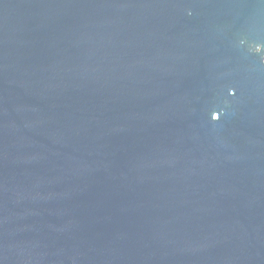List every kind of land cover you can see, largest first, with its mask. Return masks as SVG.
<instances>
[{
  "label": "water",
  "instance_id": "95a60500",
  "mask_svg": "<svg viewBox=\"0 0 264 264\" xmlns=\"http://www.w3.org/2000/svg\"><path fill=\"white\" fill-rule=\"evenodd\" d=\"M0 264H264V0H0Z\"/></svg>",
  "mask_w": 264,
  "mask_h": 264
}]
</instances>
